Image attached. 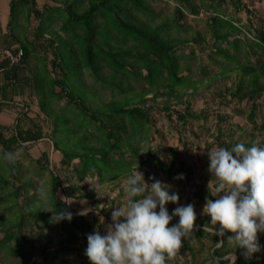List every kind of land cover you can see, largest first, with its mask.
<instances>
[{"label": "trees", "instance_id": "16d2710c", "mask_svg": "<svg viewBox=\"0 0 264 264\" xmlns=\"http://www.w3.org/2000/svg\"><path fill=\"white\" fill-rule=\"evenodd\" d=\"M62 1L66 3V6L58 9L60 15H57L66 16L59 28L63 36H58V45L56 43L55 45L52 40L49 41L53 55L50 61L52 74L44 72V75L38 78L35 75L34 77L26 76L24 71L17 72L22 70L21 68L12 66L5 68L8 65L7 62H0V70L6 80L0 87V93L5 97L9 87L19 86L18 93L23 92L27 87L30 95L36 98L39 113L44 116L43 119L52 118L57 133L59 124L64 126L63 130L69 131V134L75 130H72L69 120L59 119L63 117L55 113L52 104L65 100L71 107V114L78 112L82 116L84 122H81L80 127L83 131L77 142L70 147H61L62 149L53 143L54 149L61 153L60 165L61 168L67 169L65 174L67 180H69V174H73L76 180L97 175L100 182L106 176L107 178L118 176L129 178L137 167L138 170L150 164L166 178L172 179L183 174V179H176L175 185L178 187H182V183H188L192 170L185 165L184 160L180 159L179 147L169 149L167 167L162 165V159L158 160L154 156L161 158L163 155L158 147H149L146 156L139 153L142 141H148L151 133H160L155 128V117L160 114L159 109L153 107V104H145V102L154 103L158 98L163 100L159 111H163L167 119L175 117L177 132L182 136L190 132L195 138L194 141H199L201 134H206L210 138V142L202 141L206 157L205 164L208 167L207 154L213 147L231 150L236 144L243 143L246 148L253 144L264 148V27L262 25L258 27L253 22L252 18H255V15L251 16L253 12L249 5L241 0H209L207 4L212 8L207 19V25L213 36V42L210 45L212 52L229 61L228 64L223 65L219 76L231 80L229 87H224L223 91L218 92V98L224 99L223 103L230 106L229 110L224 112L218 110L209 115L205 111L193 112L187 99L195 95L197 89L198 81L190 76L193 68L196 67L200 73H203L200 65H192L190 61L197 60L194 55L195 48L201 52L204 51L202 44L205 39L198 33L193 35L189 32L184 36L180 32L181 28H186V23H181L186 18L185 13L191 16L199 15L204 0H198L197 5L189 0H175L177 4L171 21L163 20L159 23L156 22L162 20L160 14L150 5L157 0H86L87 5L83 4L85 0ZM252 1L254 3V0ZM15 3L19 5V8L29 6L34 9L35 7V0H11L10 19ZM253 3L249 2L252 5ZM224 5L248 15L244 27L235 23V17L223 9ZM173 28L180 32L178 36L170 34L169 31ZM238 34L242 35V38L235 37L229 40L231 35ZM41 35L40 27L35 34V41H39L38 38ZM83 43L85 61L71 62L69 65L68 60L72 59L70 54L77 55ZM222 44H226L231 51L222 49ZM18 48L23 51L21 66L26 62L29 51L25 45ZM182 48H187L188 53L183 54ZM207 58L212 60L213 57L209 55ZM181 71H187L188 75H182ZM85 72L92 76L93 84L98 85V89H107L110 92L109 100L96 108H91L86 99H80L73 89L76 84L83 85L80 77ZM228 72L230 75H227ZM232 75L234 76L231 77ZM70 78H73L74 82L72 89L69 83ZM86 92L88 93V90ZM12 93L15 95L16 90ZM151 93H153L152 96L147 98ZM177 107L182 109L177 110ZM235 118H239L243 123L234 121ZM201 120H209L210 124L206 127L197 126L196 132L193 122ZM40 127V125H31L24 131L16 130L9 137H4L2 130L0 131V146L4 160L0 168H6L3 173L5 175L1 176L0 180H3L5 184L8 176L11 179H17L21 162L16 159L14 165L9 164L4 159V152H13V148L17 146L41 140L43 135ZM89 127L93 128L92 132L88 131ZM93 142L97 145H93ZM183 144L187 148L188 145L184 142ZM42 158L47 167V158L44 153ZM74 160L77 162L72 163ZM143 177L149 184L154 182L149 179L150 177L159 180L148 173H145ZM50 178L51 188L48 200L50 211L55 207L57 213L70 212L66 202L63 203L58 197L57 191H63L66 197L72 198L73 182L68 181L67 186L61 187L56 175L50 174ZM204 180L206 181L197 187L192 196L193 199L202 203L206 202V198L216 199L213 197L212 188L207 185L211 181L214 188L217 183L215 176L204 178ZM1 184L0 191H3ZM25 186L26 183L22 184L20 189ZM10 196L15 197L16 194ZM0 199H2L1 196ZM188 204H191L190 199L186 205ZM25 211L19 215V220L14 224L17 231L6 234L5 240H2L4 244L12 240L11 252L20 256V264H27L32 257V253L30 254L28 249L17 241L18 233L26 225V218L33 219L41 229L53 228L56 225L51 222L52 212L30 208H26ZM194 211L197 219L193 234L188 239L182 240L180 249L182 253L187 251L193 262L195 261L194 244L198 246L197 252H202L205 243H208L206 258L202 260L204 263L208 260L213 264H230V261L225 260L224 257L233 253L236 257L235 264H264V237L259 236V233L258 242L261 250L250 258H246L245 250L236 247L235 242L229 240L232 238L230 232L225 231L223 236H212L207 231L203 232L205 225H211V218L208 215L200 217L195 209ZM78 220V218H72L71 221H60L61 231L76 238L70 227H79L84 223V221L79 222V225ZM92 220L98 224L99 218L94 216ZM215 231H220L219 224L215 225ZM221 241L223 247L217 248L216 243ZM26 243L33 251V241L27 240ZM60 252L61 250H58L52 254L55 256ZM53 258L41 264H60Z\"/></svg>", "mask_w": 264, "mask_h": 264}, {"label": "rangeland", "instance_id": "374dc122", "mask_svg": "<svg viewBox=\"0 0 264 264\" xmlns=\"http://www.w3.org/2000/svg\"><path fill=\"white\" fill-rule=\"evenodd\" d=\"M42 1H44L42 3L45 4L42 5V3H39L37 6L35 4L36 8L34 7V9L29 6L19 8V5L15 3L13 7V15L9 21L10 24L3 25L2 22L5 34L7 35L9 32V35L6 37L8 41L5 40V42L0 37V62H7L8 65L5 68H9L10 66L19 69L21 68L22 70H17V72L24 71L26 76L31 75L34 77L35 75L37 78L42 74L44 75V72H50L52 74L50 61L53 58V55L49 41L52 40L54 44H57L58 36H63V32L60 31L59 28L62 25L63 20L66 19V16H58L60 15L58 14V9L64 8L66 3H63L62 0ZM189 2L195 5L198 4V0H189ZM241 2L249 5L253 12L251 16L255 15V18H252L253 22L258 27H261V25L264 27V0H254V3L252 0H241ZM249 2H252L253 5L249 4ZM208 3L209 0H204V5L201 6L200 14L197 16H191L185 13L186 18L184 21H181V23L185 22L186 28H181L180 32L184 36L189 32L193 35L198 33L201 38L205 39L202 44L204 51L201 52L195 48L194 55L197 57V60L194 62L190 61L192 65H200L203 69V73H200L196 67L193 68L190 76L193 80L198 81L197 89L195 95L187 99L190 102L193 112L199 113L205 111L211 115L218 110L222 112L229 110L230 106L223 103L224 99L220 100V98H218V92L223 91L224 87H229L231 80L219 76V72L223 65L228 64L229 61L221 56L213 54L212 47L210 46L213 42V36L207 25V19L212 8L207 6ZM83 4L87 5V1L85 0ZM176 4L175 0H157L151 2V7L160 14L162 19L158 20L156 23L162 22L163 20L170 22L173 18ZM223 7V9H226L229 14H232L235 17V23L237 25L245 26L248 15L242 11L237 12L225 5ZM48 10H50V12H48ZM5 25H7V28ZM40 27L42 33L41 38L39 41H35V34ZM10 32L12 35H10ZM169 32L172 36H178L180 33L174 28ZM235 37L242 38V35H231L229 40H232ZM24 45L29 51V56L26 62L21 66L20 63L17 64V66L11 65L7 58V53L13 51L16 47H22ZM80 46L82 49L77 55L70 54L72 59L71 61L68 60L69 65L71 62L75 63L76 61L77 63L78 61H85L86 54L84 53V43ZM221 47L222 49L230 50L226 44H222ZM181 52L187 54L188 49L182 48ZM209 55L213 57L212 60L207 58ZM180 73L182 75H188L187 71H181ZM227 75H230V73L228 72ZM233 76L234 75L231 77ZM80 79L83 85L76 84V86L73 87V78H70V88L72 89L73 87L76 95L80 99H86V102L90 103L91 108H96L100 106L101 103L109 100L110 92L107 89H98V85L93 84V78L92 76H89L87 72L84 74L82 73ZM5 82L6 80L0 70V87ZM9 88L12 91L16 90V94L14 95ZM9 88L5 97L0 93V131L2 130L3 136L9 137L16 132V130L24 131L31 125H40L43 138L36 143H24L13 148V152L17 154L16 159H19L21 162L17 179H11L8 176L6 178V184L3 180H0V183H2L1 186L4 189L3 191H0V196L2 197V199H0V264H20V256L15 253L12 254L11 252V249L13 248L12 240L8 242V244H4V241L2 242V240H5L6 234H9L12 231H17L14 224L19 220V215L25 213L26 208L50 211V205L48 203L51 188L50 174L57 176L60 180L61 187L67 186L70 181L73 182V196L70 201L64 202L69 203L73 201L70 205H67L70 213L73 218L79 219L77 221L78 223L82 221H84V223L79 227H70V230L73 229L72 231H74L76 236V238H72L61 231L60 223H56L53 228L41 229L35 224L33 219L27 217L26 225H24L20 230L21 232L18 233L17 241H19L23 247H26L30 254L32 253V257L27 264L49 262L53 257V259L60 264H89L87 257L84 255L87 248V236L97 229L100 231L101 235L106 234L105 229L112 222L113 208L124 207L126 204L127 196L124 189L128 178L126 176L107 178L106 176L100 182L97 175L87 176L83 180H76L74 179L73 174H69L70 177L69 180H67L65 176L67 169L61 168L60 165L61 153L54 149L53 143L56 147L62 149L70 147L73 143L77 142L83 131V128L80 127L81 122L83 121L82 116L78 112L71 114V107L67 105L65 100H59L52 104L56 111L55 113L63 117H59V119L69 120L72 130H75V132L69 134V131H64V126L59 124L57 133L55 132L52 118L43 119L44 116L39 113L36 98L35 96L30 95V91L27 87L23 92L19 93L17 91L19 86H17V88H13V86ZM56 90H58V88H56ZM86 90H88V93ZM187 93H189V91H187ZM152 94L153 93L147 96V98H150ZM162 103V98H158L154 103L145 102L147 105L153 104V107H157L159 110L161 109ZM176 109L181 110L182 107H177ZM159 110L158 113L160 114L155 117V128L160 131V133H151L148 141H142L140 143L141 151L139 153L146 156V151L149 147H158L163 155L161 158L157 155L154 156L157 157L158 160L162 159V165L167 167L166 160L169 149L177 146L180 149V159L184 160L185 165L192 170V174L189 177L188 183H182V187H178L175 185V177L172 179L166 178L163 174L157 171L156 167L150 164L146 165L144 168H139L137 171L143 173V176L145 173H148L150 176H155L157 179L161 180V183L171 186L169 194L173 192L178 194L179 200L177 203H168L165 205L169 215L172 214L175 208L185 206L186 203H188V199H190V203L194 206V209L199 216H206L203 213L205 203L198 202L196 199H193L192 196L197 187L206 181L204 178L206 179L214 176L209 173L208 166L205 164L206 157L202 142H210V138L206 136V134H201L199 141H194L195 138L190 132H186L184 136H182L181 133L177 132L178 127L175 123V117L172 116L171 119H167L166 115H163V111L160 112ZM209 120L194 121V130L197 132V126H208L210 124ZM234 121L243 123L239 118H235ZM88 131L92 132L93 128L89 127ZM86 135L89 137L87 133ZM183 142L188 145L187 148L183 146ZM93 145L96 146L97 143L93 142ZM43 153L47 158V167L42 158ZM3 162L4 160L0 146V167ZM76 162L77 160H74L72 163ZM5 171L6 168H0V177L5 175L3 174ZM24 183H26V186L20 189V186ZM212 185L213 184L210 183L208 186L212 188L211 191L215 195ZM13 194H16V196H10ZM57 194L60 199L66 197L63 191L58 190ZM217 198L219 197L217 196L216 199ZM84 209L90 210L88 214L86 216L78 215V213ZM158 210L159 209L157 208V211ZM94 216H98V224L93 222L92 219ZM101 217L103 218V223ZM178 220V217H173L169 227L177 224ZM28 224L30 225L27 226ZM230 235L234 238L235 234L230 233ZM259 236L264 237V232L259 233ZM27 240L33 241V251L29 249L30 245L26 243ZM207 246L208 243H205L203 251L197 252L198 246L197 244H194V262L196 264H213L208 260H205V263L203 262V258H206ZM6 249H8V251H6ZM58 250H61V252L53 256L52 253ZM192 260L191 255L187 251H184V253L179 252V254L174 259L168 261L167 264H193L194 262Z\"/></svg>", "mask_w": 264, "mask_h": 264}, {"label": "clouds", "instance_id": "9594fccd", "mask_svg": "<svg viewBox=\"0 0 264 264\" xmlns=\"http://www.w3.org/2000/svg\"><path fill=\"white\" fill-rule=\"evenodd\" d=\"M16 156L15 152H4V159L11 165L15 164ZM207 156L208 171L217 180L213 197L219 198H206L203 213L210 216L211 225H205L203 232L212 236H223L225 231L234 233V238L229 240L244 249L246 258H250L261 250L258 233L264 232V148L255 144L246 148L238 143L231 150L213 148ZM137 168L126 181V204L113 208L106 234L101 235L97 229L87 236L84 255L89 264H167L179 254L182 240L192 236L197 219L194 206L177 207L169 215L165 205L177 203L178 194H169L171 186L152 177L149 179L154 182L146 183ZM175 179H183V174ZM61 199L63 203L71 200ZM89 211L84 209L78 215L86 216ZM49 212L53 213L52 223L73 218L67 211L57 213L55 207ZM173 217L179 218L178 223L169 227ZM217 224L219 232L215 231ZM216 247H223L222 241ZM224 259L235 264L236 257L231 253Z\"/></svg>", "mask_w": 264, "mask_h": 264}, {"label": "crops", "instance_id": "0c3cea01", "mask_svg": "<svg viewBox=\"0 0 264 264\" xmlns=\"http://www.w3.org/2000/svg\"><path fill=\"white\" fill-rule=\"evenodd\" d=\"M44 1L42 0H35V4L36 6L39 4V3H42ZM48 3V2H47ZM45 3H42V5H44ZM10 6H11V0H0V37L5 41H8L6 39V37L9 35V32L8 34L6 35L5 32L3 31V25L4 24H7L9 25V21H10ZM48 9V8H47ZM2 22H3V25H2ZM5 25V27L7 26ZM4 27V28H5ZM7 28V27H6ZM10 35L11 32H10ZM41 37H39L38 39H40ZM5 41V42H6Z\"/></svg>", "mask_w": 264, "mask_h": 264}, {"label": "built area", "instance_id": "2783aa9c", "mask_svg": "<svg viewBox=\"0 0 264 264\" xmlns=\"http://www.w3.org/2000/svg\"><path fill=\"white\" fill-rule=\"evenodd\" d=\"M23 56V51L20 48H15V50L11 53H7V57L10 61L11 65L16 66L20 63L21 57Z\"/></svg>", "mask_w": 264, "mask_h": 264}]
</instances>
